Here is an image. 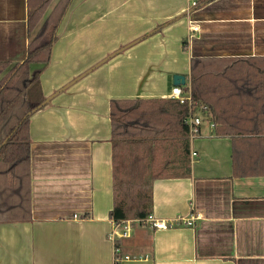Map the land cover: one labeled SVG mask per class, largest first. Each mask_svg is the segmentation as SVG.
Segmentation results:
<instances>
[{"label": "crops", "instance_id": "1", "mask_svg": "<svg viewBox=\"0 0 264 264\" xmlns=\"http://www.w3.org/2000/svg\"><path fill=\"white\" fill-rule=\"evenodd\" d=\"M192 7L72 1L40 77L48 103L30 118L33 221L0 223V264H264V133L216 135L205 112L190 141L192 175L153 184L154 217L174 226L131 220L122 238L109 218L111 100H175L173 78L185 76L190 89L195 57H264V0ZM28 12L27 0H0V62H25Z\"/></svg>", "mask_w": 264, "mask_h": 264}, {"label": "trees", "instance_id": "2", "mask_svg": "<svg viewBox=\"0 0 264 264\" xmlns=\"http://www.w3.org/2000/svg\"><path fill=\"white\" fill-rule=\"evenodd\" d=\"M72 1L27 0L30 43L26 60L15 65L0 62V223L33 221L30 118L48 103L40 77L53 59L58 29ZM192 1V9H200L215 0ZM254 60L262 63L264 57L191 60L192 102L207 107L205 113L216 135L264 133V66L258 68L250 62ZM32 65L41 69L31 71ZM247 89L252 96L254 90L258 95L261 92L262 101L246 100ZM110 107L113 210L109 218L119 225L144 221L154 215L156 180L192 175L186 122L190 107L163 99L111 100ZM193 110L197 113L198 106ZM115 245L119 251L120 243Z\"/></svg>", "mask_w": 264, "mask_h": 264}, {"label": "built area", "instance_id": "3", "mask_svg": "<svg viewBox=\"0 0 264 264\" xmlns=\"http://www.w3.org/2000/svg\"><path fill=\"white\" fill-rule=\"evenodd\" d=\"M194 4H195V2L193 1V5ZM171 97L175 100H178L182 104H184V103L188 104L190 107L189 116H188L186 122L189 126V139L191 142H193L194 140L197 139V136L200 134L201 126L203 123L200 114L194 113L193 108L197 105L198 106V112H205L207 110V107L205 105H198L197 103L194 104L192 102V96H191L190 89L187 91L186 89L182 88L181 86L175 87L172 90ZM191 156H193V158H195V157H197V154L192 152ZM137 221H139V220H137ZM176 221H181V222L184 221L185 224L192 225V223L189 221V219L182 218V219H178ZM139 222L141 224H150L156 230H164L165 228H168L169 226L170 227L174 226V224H166V222H163V221L157 219L156 217H154V215L150 216L147 220L139 221ZM125 223H127V222H123L120 225L116 224L118 226V228H120V230H121L120 236L122 238L127 237L128 232L131 230L130 226L122 227L123 224H125Z\"/></svg>", "mask_w": 264, "mask_h": 264}, {"label": "water", "instance_id": "4", "mask_svg": "<svg viewBox=\"0 0 264 264\" xmlns=\"http://www.w3.org/2000/svg\"><path fill=\"white\" fill-rule=\"evenodd\" d=\"M186 83V77L183 75H176L173 78V84L178 87V86H184Z\"/></svg>", "mask_w": 264, "mask_h": 264}]
</instances>
